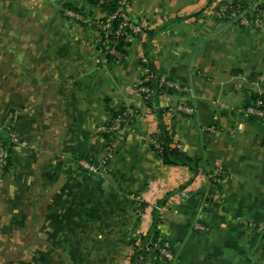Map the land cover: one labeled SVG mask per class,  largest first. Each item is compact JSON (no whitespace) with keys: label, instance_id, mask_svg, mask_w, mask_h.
Returning a JSON list of instances; mask_svg holds the SVG:
<instances>
[{"label":"crops","instance_id":"0c3cea01","mask_svg":"<svg viewBox=\"0 0 264 264\" xmlns=\"http://www.w3.org/2000/svg\"><path fill=\"white\" fill-rule=\"evenodd\" d=\"M210 1L132 0L128 11L157 31V75L187 90L157 105L193 109L162 117L193 172L163 165L148 145L157 120L136 92L145 72L135 38L123 59L104 62L98 33L61 13L100 17L89 0H0V126L19 110L23 142L0 175V264H129L132 241L150 226L134 204L166 196L157 234L173 259L149 250L145 264H264V237L251 227L264 223V125L236 113L264 92V23L215 21ZM117 107L138 115L102 167L109 141L98 130Z\"/></svg>","mask_w":264,"mask_h":264},{"label":"built area","instance_id":"2783aa9c","mask_svg":"<svg viewBox=\"0 0 264 264\" xmlns=\"http://www.w3.org/2000/svg\"><path fill=\"white\" fill-rule=\"evenodd\" d=\"M108 1L110 0H100L98 5L105 4ZM263 1L264 0L233 2V0H217L216 3H213L212 5H209L205 8V14L211 19L218 22L232 24L244 29L260 30L262 29L264 23V8L261 7V3ZM131 3L132 0H118L117 8L112 14L108 15L105 13H101L100 17L92 18L90 20L83 18L82 16L69 9H62L61 13L65 18L71 19L74 22H80L86 24L87 26H92V29L99 35L98 40H100L101 36L102 45L109 46V48L102 54L111 56L118 60L121 57L117 52L116 46L118 38L122 37L125 34L123 31H129L139 44H141V41L144 38V34L142 32L143 28L139 25L134 24L128 16V11ZM248 13H251L250 17H248ZM116 18H119L117 29L115 31H111L112 22ZM108 36H111L110 40L107 39ZM127 37L130 36L127 35ZM144 72L146 73L147 70H144ZM259 81H262V78H259ZM161 83L165 88L162 97H166L168 95L167 90H171L179 94L186 93L187 91L184 86L174 81L165 80ZM136 92L141 96L144 102L149 96L152 95V92L149 89L141 86L139 87V85L136 87ZM164 108H167V111L169 112L174 110L176 112L187 115H191L193 113L192 108L182 103L177 104L174 109L168 104H165ZM236 113L242 115L243 117L257 120L264 125V92H262L261 90H257L251 98V101L242 108L236 110ZM18 114L19 110H13L9 112L6 115L4 122L0 126V133L4 131L7 139V143L5 145L0 136V175L6 172L5 169L8 166L7 158H11L13 154L19 152L23 147V142L15 130L16 122L18 120ZM137 115V112L128 108L125 112H123L121 116L115 118L109 127L101 126L99 128L98 131L100 133L115 134V138L109 143L106 156L100 162V165L102 167L107 166L108 162L116 152V146L124 140L126 136L128 121L131 118L137 117ZM208 131L213 132L214 128H209ZM153 133L148 137V145L149 147H153L159 154L160 143L156 140L155 136H153ZM172 146L178 150L182 149L180 144L177 143H173ZM82 165L88 170H92L89 165L85 163ZM219 176V173L212 175V183L215 186H219L225 179L223 176ZM141 204H143V202L138 199L134 204V212L136 215L142 218L143 221L151 222V211L153 209L158 212L160 218H163V208L158 207L156 204L142 208ZM251 227L259 235L264 237V223L256 224ZM193 228L198 232L207 231V228L198 221L193 223ZM152 250H154L159 257L168 262L172 261L173 259L172 252L163 246H159L155 243ZM131 254L132 250H130L129 252V255Z\"/></svg>","mask_w":264,"mask_h":264},{"label":"trees","instance_id":"16d2710c","mask_svg":"<svg viewBox=\"0 0 264 264\" xmlns=\"http://www.w3.org/2000/svg\"><path fill=\"white\" fill-rule=\"evenodd\" d=\"M99 1L100 0H89V3L91 4V6L97 8L100 11V13H103V14L105 13V14L109 15V14H112L117 8L118 0H110L107 3L102 4V5H98ZM103 1H105V0H103ZM239 1L248 2L251 0H233V2H239ZM216 2H217V0H211L206 7H208L209 5H212L213 3H216ZM261 7L264 8V1L261 3ZM63 9H69V10L77 13L78 15L82 16L83 18L87 19V20L92 19L90 16H88L87 14H85L79 10H76V9H73V8H70L67 6L63 7ZM250 16H251V13H248V17H250ZM132 22L136 25H139L138 23H136L134 21H132ZM77 23L82 24V25H86V24H83L80 22H77ZM118 23H119V18H116L115 20H113L112 25H111V31H115L117 29ZM89 27L93 28L92 26H89ZM123 32L125 34L122 37L118 38L117 46H116L117 52L121 57L118 60L116 58L111 57V56H107V55L102 54L109 48V46L108 45H102V42H101L102 38L100 36V40H98V42H97V49L101 52V55H102L104 62H108V63L109 62H119L125 56V46H126L125 39H126L127 35H129L132 38H134V37L132 36V34L129 31H123ZM142 32L144 34V38L140 44L142 54L140 55L139 64L144 70H147V72L142 76L140 83L138 85H139V87L140 86L145 87L152 92V95L149 96L145 100V104H146V107L150 110V112H152L155 115L156 120H157V130L155 133H153V136H155L156 140L160 143V153L158 154V152H156V150L151 146H150V149L152 150L154 155L161 161V163L163 165H166V166H184V167L189 168L193 172H196L195 170L197 168V163L192 162L181 150H178L172 146L173 143H172L171 135L168 134V132H167V130H166V128L162 122V117L166 113L167 108H164V107L159 108L157 105V102H158L159 98H161L163 96V93H164L163 91L165 89L161 83L162 81H165V80H162L157 75L156 69L153 65L152 55H151V47L149 44L150 41L152 40V38L155 36L157 31L143 29ZM107 39L110 40L111 36H108ZM170 93H174V92L171 90H167V94H170ZM127 109L128 108L117 107L114 110H110L108 112V114H109L108 120L104 124V126L109 127L112 124L113 120L115 118H117L118 116H121L123 114V112H125ZM129 109L136 112V110H134L132 108H129ZM101 135L104 138H106L109 141V143L115 138L114 133H101ZM0 136H1L3 143L6 145L7 139H6V136L4 134V131H2L0 133ZM7 161H8V166L5 169L6 171H8L10 168L11 158L8 157ZM219 175H220L219 177L222 176L221 174H219ZM166 197L157 201L156 205L158 207L162 208V206L166 202ZM141 207L145 208L146 205L143 203V204H141ZM162 223H163V218H160L158 212L153 209L151 211V222H150V226H149L148 230L143 235H140L139 237L135 238L132 241V247H131L132 254L128 256L129 264H145L147 252L149 250L153 249L154 244L156 243L159 246H163V244L161 243L159 236L157 234V227Z\"/></svg>","mask_w":264,"mask_h":264}]
</instances>
